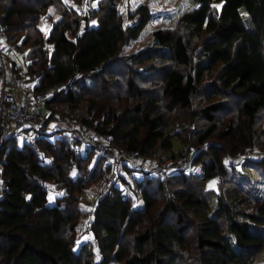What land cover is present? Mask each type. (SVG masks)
Returning a JSON list of instances; mask_svg holds the SVG:
<instances>
[{"label": "trees", "instance_id": "obj_1", "mask_svg": "<svg viewBox=\"0 0 264 264\" xmlns=\"http://www.w3.org/2000/svg\"><path fill=\"white\" fill-rule=\"evenodd\" d=\"M193 1L164 25L155 0H0L3 48L24 60L11 77L39 90L74 74L43 104H86L67 117L82 128L0 146V264H254L264 156L244 152L264 149V0ZM87 132L110 136L127 173L107 182L112 156ZM121 156L188 165L134 177Z\"/></svg>", "mask_w": 264, "mask_h": 264}, {"label": "built area", "instance_id": "obj_2", "mask_svg": "<svg viewBox=\"0 0 264 264\" xmlns=\"http://www.w3.org/2000/svg\"><path fill=\"white\" fill-rule=\"evenodd\" d=\"M3 38L0 30V46H3ZM1 49V48H0ZM10 48H4L6 52H8ZM17 55L15 56V58ZM3 55L0 50V63L2 66V73L0 75V146L3 144L4 140L14 135V133L18 132L17 135L20 140L25 138L30 139L31 137H36L39 133L46 130L50 123H64L67 121H72L73 125L82 128L83 124L79 119H71L67 117L74 116V111H77L81 114H84L83 110L86 109V104H79V109L71 110L69 107L64 106V112L68 113L59 114L57 113L55 107L53 109H49L44 106L43 101L49 98L55 90L66 89L70 87L74 81L75 75H71L64 82L60 84H51L39 90H33L32 87L29 89H23L20 92V95L17 97L16 90L19 88V83L13 77H7L5 75V68L2 63ZM14 68L18 71H22V65L16 63ZM31 127L34 130L32 135H28L23 131V128ZM88 145L90 144L98 154H108L110 153L112 156V162L110 171L107 174V182L110 183L112 181L117 180L118 174L116 171V158L115 155L116 149L111 143V138L107 134H100L97 132H87L85 136ZM250 156H264V149H258L257 147L247 148L246 152ZM121 159L125 162H131V165L136 171H138L139 175L143 176V170H150L158 175H161L162 169L174 170L181 165H185L187 167L188 163L184 158H181L179 162H169L167 164H161L155 161L152 158H144L142 157L139 161H131L130 158L121 156ZM7 180H5L0 172V195L3 188L6 186ZM77 197L80 201H82L86 207V216L87 220L90 219L93 214V208L96 202V197L89 192H79Z\"/></svg>", "mask_w": 264, "mask_h": 264}, {"label": "rangeland", "instance_id": "obj_3", "mask_svg": "<svg viewBox=\"0 0 264 264\" xmlns=\"http://www.w3.org/2000/svg\"><path fill=\"white\" fill-rule=\"evenodd\" d=\"M155 2L161 4V5H163V6H165V7H167L169 9L168 12L163 13L161 15V17H160L161 23L164 24V25H171L172 24V19L174 18L175 15H177L180 11H183V10H186V9H190V8H192L195 5V2L193 0H155ZM240 12L244 13V8L243 7H240ZM44 27H48V24L45 23ZM0 48H1L0 50L2 52V55H3V58L1 60H2L3 66L5 68V72H6L7 75H11V71H10V68H9V59L10 58H14L17 55V57L15 58L17 60V63L23 65V62H24L23 57H22L21 53H18V52L14 51V50H9V52H6V56H7L6 57L5 54H4L5 50L2 47V45L0 46ZM0 66H1V63H0ZM1 68H2V66H1ZM8 77H10V76H8ZM83 105H85L84 102H83ZM57 126H58L57 123H55L53 125H49L46 128L45 132H48V131L50 132V130H52L53 127H57ZM23 131L26 132L28 135H32L34 133V130L31 127L23 129ZM17 133L18 132L14 133L13 136L17 137L16 139L19 142L20 138L18 137ZM56 135H57V133H50L49 136L52 138V137H54ZM130 160H132V159H130ZM134 177H137L136 174H134ZM206 184H207L208 187H213L214 188L217 185L216 178H214V177L207 178L206 179ZM84 191L88 192L87 190H84ZM90 236H91V234L89 235L88 233L80 235L78 237V244L81 241H83L85 238L87 239ZM254 264H264V249L258 255V257L256 258Z\"/></svg>", "mask_w": 264, "mask_h": 264}, {"label": "crops", "instance_id": "obj_4", "mask_svg": "<svg viewBox=\"0 0 264 264\" xmlns=\"http://www.w3.org/2000/svg\"><path fill=\"white\" fill-rule=\"evenodd\" d=\"M5 75L8 77V76H11V75H7L6 74V72H5ZM24 83V84H23ZM23 83H19V88L15 91L16 92V95H17V97L20 95V92L23 90V89H29L31 86H32V84H31V82H23ZM51 125H53V123H50ZM64 125H71V126H73V122L72 121H67V122H65L64 123ZM117 155V154H116ZM116 155H115V157H116ZM121 158V157H120ZM132 161V160H131ZM117 163H119V162H117L116 161V171L118 172V173H120L121 175H122V173H127L126 171L124 172V170L123 169H119V164H117ZM126 163L128 164V166H130L131 165V162H128V161H126ZM81 220H82V222H86L87 221V217H86V215L85 216H83L82 218H81Z\"/></svg>", "mask_w": 264, "mask_h": 264}]
</instances>
